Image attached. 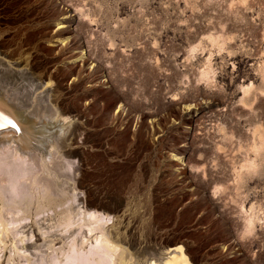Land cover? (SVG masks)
<instances>
[{
    "label": "rangeland",
    "instance_id": "374dc122",
    "mask_svg": "<svg viewBox=\"0 0 264 264\" xmlns=\"http://www.w3.org/2000/svg\"><path fill=\"white\" fill-rule=\"evenodd\" d=\"M0 19L10 102L71 120L55 177L31 153L38 184L5 189L0 158V210L27 216L0 225V264H52L50 240L65 259L70 232L50 227L81 207L144 258L181 244L192 264H264V0H0Z\"/></svg>",
    "mask_w": 264,
    "mask_h": 264
},
{
    "label": "bare ground",
    "instance_id": "6f19581e",
    "mask_svg": "<svg viewBox=\"0 0 264 264\" xmlns=\"http://www.w3.org/2000/svg\"><path fill=\"white\" fill-rule=\"evenodd\" d=\"M64 17H65V15H64ZM65 18H67V17H65ZM68 23H69V21L67 19H63L61 22L58 23L57 28L53 32V35H52L54 41L57 42L58 44L63 42V44H62L63 46H64V44L65 45L69 44L70 39L72 38L69 35L70 28H69ZM2 47H3L2 41L0 40V66H4V70L9 69L8 72H10V70L12 72L13 70L11 69L10 66L11 65L13 66V64L20 66L21 63H17L16 61L11 60V58L9 59L10 53L8 54V52L6 53V52L2 51ZM11 55H12V53H11ZM81 58L83 60L85 59V58H83V56ZM17 61H19V60H17ZM18 69H17V71L16 70H14V71L20 73V71H19L20 69L19 70ZM14 73H12L13 76H14ZM4 75H5V73H4ZM7 76H9V75H7ZM5 79L6 78H4L2 80H5ZM0 82H2V81H0ZM3 85H4V83H3ZM0 88H2V91H0V143H2V146H4L5 144L8 145V143L14 144V145L11 144L13 147L10 145L12 148H9V150H8V146H7V150L3 149L4 151L0 152V153H2V154H0V155H2V156H0V158H2V160L0 159L2 161V172L4 173L3 186H5L4 187L5 189H10L11 191H16L15 190V189H17L16 186H19V185H17V183L19 182V180H21L22 177L24 178L25 175L26 176L30 175L29 177H27L25 179L30 178L31 183H33L35 185L38 184V174H36V173L34 174V171L32 169V168H35L36 167L35 165H38V163L33 165L35 167H31V165L27 166L28 163L26 164V162H29V164L30 163L34 164V162H33L34 159H36L38 157H40V159H41L42 169L47 171L49 176L53 177L56 170L54 172V170L51 168L50 164H52L53 159H56L55 157L57 155L54 157L55 153L59 154L58 157L59 158L61 157V159H63L62 154H61L62 152L60 153V151L58 150V146H60L59 144L64 142L65 140L62 142H59V144H58V142H57L58 136L62 131H64L65 128H67L66 126H68V123L71 120H70V116H68V115H65V114L63 115L62 113L58 114L60 112V110L55 115V118H53L54 114L48 116V114L44 112L42 114H44L46 117L45 121H43V124L39 122L41 124V126L40 125L38 126L36 120H40V119L38 117H36L37 118L36 119L33 116L34 115L33 113H32V116L29 115L30 112L28 113L24 109V107H22V106L17 107L16 106L17 104L15 105V103L14 104L11 103L10 102V96L11 95L9 93L5 94V92H4L5 87H4V89H3V87H0ZM8 91H10V89ZM40 99H41V97H40ZM42 99H44V98H42ZM62 109H64V108H62ZM49 113H52V112H49ZM9 121L11 123H9ZM12 125H15V127H13ZM63 133H65V132H63ZM61 139H62V137H61ZM35 141H37V145L35 144ZM54 151H55V153H54ZM31 153L35 154V157L31 158V159H33V161H31L30 158H29V160L31 162L26 161V160H28L27 156ZM47 156L49 159H47ZM180 157L177 156L178 159H180ZM59 158H57V159H59ZM59 162H60L59 165H60L61 169H64L65 167L66 168L71 167V166L67 165V161L65 164V160H64V162L63 161H59ZM41 163H40V165H41ZM68 164L70 165L71 163L68 162ZM57 175H58V173H57ZM54 177H55V175H54ZM58 177H60V175H58ZM48 185L50 186L52 184H50L48 182L47 187H48ZM50 187L47 188V191L49 193L52 192L50 190ZM40 204H41V202H40ZM40 204H39V208L41 207ZM45 206L46 205H44V207ZM23 208H24V206L21 207L20 205H17V203L14 205L11 204V206H7V205L3 204L2 209L0 210V225L3 226L4 224H7V225L11 224V223L13 224V223H17L23 219L25 220L27 218V216L25 214L19 216V214L21 212H25V210ZM87 209H83L81 207L77 210H70L69 214H63L61 218H60V216H61L60 215V216H58L59 219L56 218V220L57 219L58 220L50 228H52V229L53 228H57V229L61 228V230L64 232H70V234L67 235V240H68V238H70V241L68 242L69 244H68L67 249H61L60 250V252L65 257V259H62L59 257V254H58V252H56V249H54V247L52 245V243H53L52 240H50L51 242L49 243V248H51L52 251L48 254V259H47L48 263L64 264V262H65V264H66V262H71L73 264V263L77 262L79 264H104V263H107V264H192L189 261L187 254L185 253L186 248L184 247V249H183L182 246H184V245L180 246L181 244L178 246H174L173 248H170L167 251H163L164 254L161 257L151 258V259L144 258L145 256L142 253V250L144 249V247H140V245H139V247H137V248L134 247L135 249L131 250L129 248V246L122 245L119 241L121 238L118 239V237H115V235H112L110 230L108 228H106V226H105L106 223L104 221V216H103L104 213L101 212L100 210H99L100 212H98V211H87ZM8 216H11V217H8ZM107 216L110 217V214L108 213ZM251 222H252V220L248 219L246 226H250ZM74 225H77L78 227H77V229L72 230ZM83 227H87V229H86V231H83L84 234L82 232V237L80 238V237H78V235L82 231ZM5 228H7V227H5ZM2 232H4V231L0 230V235L2 234ZM94 232H100V233L94 235V243H93L92 247L85 250L83 248V245H84L85 241L89 239L87 236L89 233H94ZM123 238L124 237H122V239ZM0 239H1V237H0ZM127 239H128V237H127ZM124 241L125 240H123V242ZM131 248L133 249V246ZM83 250H85V251L83 252ZM151 251H152V249H151ZM153 251H154V249H153ZM147 253L150 254L151 252H147ZM156 256H157V254H156Z\"/></svg>",
    "mask_w": 264,
    "mask_h": 264
},
{
    "label": "snow or ice",
    "instance_id": "6c2138e0",
    "mask_svg": "<svg viewBox=\"0 0 264 264\" xmlns=\"http://www.w3.org/2000/svg\"><path fill=\"white\" fill-rule=\"evenodd\" d=\"M9 123H11L10 121H9ZM13 127H15V125H12Z\"/></svg>",
    "mask_w": 264,
    "mask_h": 264
}]
</instances>
